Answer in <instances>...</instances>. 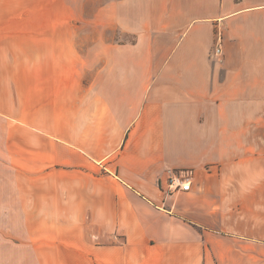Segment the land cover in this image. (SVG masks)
I'll use <instances>...</instances> for the list:
<instances>
[{"label": "crops", "instance_id": "1", "mask_svg": "<svg viewBox=\"0 0 264 264\" xmlns=\"http://www.w3.org/2000/svg\"><path fill=\"white\" fill-rule=\"evenodd\" d=\"M0 264H264V0H0Z\"/></svg>", "mask_w": 264, "mask_h": 264}, {"label": "built area", "instance_id": "2", "mask_svg": "<svg viewBox=\"0 0 264 264\" xmlns=\"http://www.w3.org/2000/svg\"><path fill=\"white\" fill-rule=\"evenodd\" d=\"M214 54L220 56L221 49L215 48ZM191 189V177L187 172L178 170L167 171L166 195L176 192H188Z\"/></svg>", "mask_w": 264, "mask_h": 264}, {"label": "rangeland", "instance_id": "3", "mask_svg": "<svg viewBox=\"0 0 264 264\" xmlns=\"http://www.w3.org/2000/svg\"><path fill=\"white\" fill-rule=\"evenodd\" d=\"M52 1H55V0H11V3L14 6H19L20 4H24L25 2L26 3H34V2H42L44 5L52 2ZM62 1V0H61ZM88 6H92V2H88L87 3Z\"/></svg>", "mask_w": 264, "mask_h": 264}]
</instances>
